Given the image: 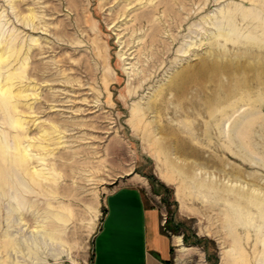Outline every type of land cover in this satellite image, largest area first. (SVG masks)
I'll list each match as a JSON object with an SVG mask.
<instances>
[{"label":"rangeland","instance_id":"374dc122","mask_svg":"<svg viewBox=\"0 0 264 264\" xmlns=\"http://www.w3.org/2000/svg\"><path fill=\"white\" fill-rule=\"evenodd\" d=\"M0 48V264H91L125 184L172 264H264V0H0Z\"/></svg>","mask_w":264,"mask_h":264},{"label":"crops","instance_id":"0c3cea01","mask_svg":"<svg viewBox=\"0 0 264 264\" xmlns=\"http://www.w3.org/2000/svg\"><path fill=\"white\" fill-rule=\"evenodd\" d=\"M162 214L137 185L110 191L91 264H172L174 239L162 225Z\"/></svg>","mask_w":264,"mask_h":264},{"label":"bare ground","instance_id":"6f19581e","mask_svg":"<svg viewBox=\"0 0 264 264\" xmlns=\"http://www.w3.org/2000/svg\"><path fill=\"white\" fill-rule=\"evenodd\" d=\"M220 33L222 34V35H224V36H228V35H226V33H225V31H223V28L221 27L220 28ZM4 47V46H3ZM6 49V48H5ZM10 56H11V50H10V48L8 49L7 48V50H2L1 48H0V73H1V71H2V69H4V67H5V65H7L6 63L8 62V60L10 59ZM201 68V67H200ZM17 77V76H16ZM4 80V79H3ZM5 81H6V84H3V81H2V77H1V75H0V105H2V104H5V103H7V101H10L11 99H13L16 95H15V91H14V84L13 83H11V81H12V79H11V77L10 76H8V77H6V79H5ZM21 93L23 92V91H20ZM17 98V97H16ZM13 115V114H12ZM14 125H16V127L17 126H23V124L21 123V121L20 120H16L15 122H14ZM3 132V131H2ZM1 132V133H2ZM3 134V133H2ZM5 134H7L6 132H5ZM3 137H5V136H3ZM13 137V136H12ZM6 138H8V137H6ZM10 139V138H9ZM14 148H16V155H19L20 156V160L21 161H23V160H25V161H28L29 160V158H30V154H29V152H28V150L27 149H23V152H21L20 151V147H19V144H17V145H15L14 146ZM1 153V152H0ZM19 164V163H18ZM2 169V168H1ZM14 169V168H13ZM14 171V170H13ZM15 172V171H14ZM30 174L31 175H33V176H35L36 178H38V179H40V176L42 175V172H40V171H38V170H36V168H34L33 169V171H30ZM15 175V174H14ZM5 182V181H4ZM200 182V181H199ZM211 182H213V180L211 181ZM14 183V182H13ZM202 184L203 185H206V182L204 181V182H202ZM3 187V186H2ZM199 188V187H198ZM212 189V188H211ZM4 193V192H3ZM178 195V197H179V199H181L182 200V195H181V193L179 192V193H177ZM205 195V194H204ZM238 197V196H237ZM15 200V199H14ZM181 208H183V207H181ZM237 214H238V212H237ZM239 215V214H238ZM223 216V215H222ZM239 226V225H238ZM236 228V227H235ZM5 246V245H4ZM244 250V249H243ZM236 251V250H235ZM227 253V257H226V260H225V262L226 263H230L231 261L229 260V258H230V256H229V253H231V252H226ZM234 253V252H233ZM246 254V253H245ZM236 255V254H235ZM241 255V254H240ZM242 255H244V254H242ZM242 255H241V257H242ZM232 256V255H231ZM233 257V256H232ZM243 259V258H242ZM244 261L246 260V258H244L243 259ZM240 261V260H239ZM232 263V262H231Z\"/></svg>","mask_w":264,"mask_h":264},{"label":"built area","instance_id":"2783aa9c","mask_svg":"<svg viewBox=\"0 0 264 264\" xmlns=\"http://www.w3.org/2000/svg\"><path fill=\"white\" fill-rule=\"evenodd\" d=\"M165 222H166V215L163 213L162 214V225L167 230Z\"/></svg>","mask_w":264,"mask_h":264}]
</instances>
